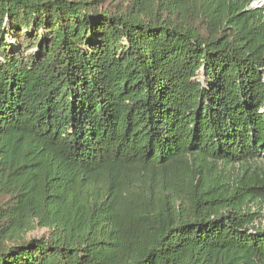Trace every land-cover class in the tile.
Returning a JSON list of instances; mask_svg holds the SVG:
<instances>
[{
  "label": "trees",
  "instance_id": "1",
  "mask_svg": "<svg viewBox=\"0 0 264 264\" xmlns=\"http://www.w3.org/2000/svg\"><path fill=\"white\" fill-rule=\"evenodd\" d=\"M254 1L0 0V264H264Z\"/></svg>",
  "mask_w": 264,
  "mask_h": 264
},
{
  "label": "rangeland",
  "instance_id": "2",
  "mask_svg": "<svg viewBox=\"0 0 264 264\" xmlns=\"http://www.w3.org/2000/svg\"><path fill=\"white\" fill-rule=\"evenodd\" d=\"M263 3H264V0H255L252 4V7L261 6ZM260 164L264 167V160H262L260 162ZM254 208L260 212L261 221H262V224L264 225V202H262V203L258 202L257 204H255ZM45 234H46V229H42V228L37 227L33 231H30L28 233V236L43 237Z\"/></svg>",
  "mask_w": 264,
  "mask_h": 264
}]
</instances>
